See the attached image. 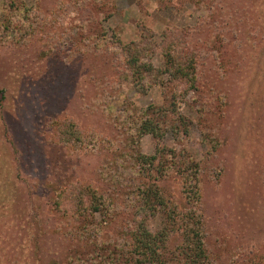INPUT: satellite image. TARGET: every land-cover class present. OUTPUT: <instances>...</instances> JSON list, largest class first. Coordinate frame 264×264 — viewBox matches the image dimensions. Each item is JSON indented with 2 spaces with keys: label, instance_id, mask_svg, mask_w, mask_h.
<instances>
[{
  "label": "rangeland",
  "instance_id": "374dc122",
  "mask_svg": "<svg viewBox=\"0 0 264 264\" xmlns=\"http://www.w3.org/2000/svg\"><path fill=\"white\" fill-rule=\"evenodd\" d=\"M141 219L169 264H264V0H0V264H128Z\"/></svg>",
  "mask_w": 264,
  "mask_h": 264
},
{
  "label": "trees",
  "instance_id": "16d2710c",
  "mask_svg": "<svg viewBox=\"0 0 264 264\" xmlns=\"http://www.w3.org/2000/svg\"><path fill=\"white\" fill-rule=\"evenodd\" d=\"M144 40V36L138 41H134L129 45L123 46L122 51L124 55V63L126 65L127 71L129 72L130 79L136 86V89L139 93L145 92V86L143 82L145 80L149 81L147 87H150L154 84L156 80V75L154 74L152 67L149 62L142 61V58L148 56L146 54V43ZM74 124V123H73ZM72 123L68 126H64V128H74ZM141 129L150 131L152 133L158 132L157 125H149L145 123L141 126ZM64 132V131H63ZM63 135V133L61 134ZM70 138H75L78 142L81 143V134L78 128L75 125L73 134ZM154 158H140V166L144 168V164L149 166V162H152ZM148 162V163H147ZM146 166V167H147ZM151 188H144L142 190V201L144 205L147 207L154 206L151 204V197L144 196ZM157 199L156 202H159L160 198L157 195H154ZM159 205V204H158ZM182 220V219H181ZM168 222L172 224V218L167 219ZM169 233V232H168ZM163 233L162 231L156 234H149L145 228L144 222L139 221L137 229L134 230L133 238H134V248L131 254V259L128 264H169V260L167 258L163 259V255L160 253L162 247H160L159 241L161 239L162 245L164 246V241L168 239L170 234ZM198 233H196L197 235ZM201 249V244L197 248L194 247V251L191 250L190 260H188L187 264H198V257ZM186 264V263H184Z\"/></svg>",
  "mask_w": 264,
  "mask_h": 264
}]
</instances>
